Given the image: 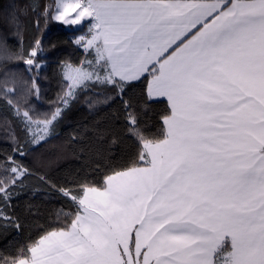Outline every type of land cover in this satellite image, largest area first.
Wrapping results in <instances>:
<instances>
[{
  "label": "snow or ice",
  "instance_id": "obj_1",
  "mask_svg": "<svg viewBox=\"0 0 264 264\" xmlns=\"http://www.w3.org/2000/svg\"><path fill=\"white\" fill-rule=\"evenodd\" d=\"M0 264H264V0H0Z\"/></svg>",
  "mask_w": 264,
  "mask_h": 264
},
{
  "label": "trees",
  "instance_id": "obj_2",
  "mask_svg": "<svg viewBox=\"0 0 264 264\" xmlns=\"http://www.w3.org/2000/svg\"><path fill=\"white\" fill-rule=\"evenodd\" d=\"M71 33L68 31L67 27L61 26L59 22H53L49 25V31L47 33V39L51 41H60L66 39ZM30 38V37H29ZM82 110L73 109V111L69 114L67 122L61 125L60 128V138L59 140H54L53 144L62 143L67 137L68 133H70L75 126L76 121L82 118ZM75 167V164L71 165ZM53 179L58 178L57 173L52 174ZM59 207V202L53 199V201L46 205H41V223L45 222V219L48 218L49 212H54Z\"/></svg>",
  "mask_w": 264,
  "mask_h": 264
}]
</instances>
